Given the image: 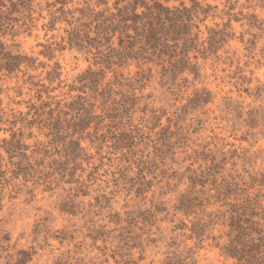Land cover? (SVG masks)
I'll use <instances>...</instances> for the list:
<instances>
[{
	"label": "rangeland",
	"instance_id": "1",
	"mask_svg": "<svg viewBox=\"0 0 264 264\" xmlns=\"http://www.w3.org/2000/svg\"><path fill=\"white\" fill-rule=\"evenodd\" d=\"M24 1L1 37L29 60L0 71V264H240L233 220L264 235V0H182L176 69L103 62L118 36L94 43L87 10L117 0ZM79 98L101 118L83 130Z\"/></svg>",
	"mask_w": 264,
	"mask_h": 264
},
{
	"label": "trees",
	"instance_id": "2",
	"mask_svg": "<svg viewBox=\"0 0 264 264\" xmlns=\"http://www.w3.org/2000/svg\"><path fill=\"white\" fill-rule=\"evenodd\" d=\"M168 1L149 0L151 2L149 4L147 0H132V2L121 5L124 1L117 0L113 4L115 12H110L108 9L94 12V10L88 9L90 24L94 23L96 35L92 38L94 43H100L102 40L109 42L114 35L118 36L120 52L110 49V52L104 55L103 62L108 63L113 57L120 60V57L126 58L132 54L138 55L139 52L147 53L148 50H151L152 55L158 57L162 62L165 56L169 59L174 58L175 62L171 63L173 69L178 68L179 65L189 66L186 53L191 48L197 47L196 37L191 33V28L188 25L192 10L187 9L182 0H175L179 2V7L171 8L166 5ZM191 1L195 7L194 12L200 9L196 0ZM98 3L107 6L108 1L98 0ZM207 7L210 8V6ZM20 8L30 12L29 4L24 0H0V71L6 73L18 71L19 67L29 60L25 55L13 54L8 51L1 38L12 26L10 22L16 21L13 15L20 13ZM137 8H142L144 11L137 13ZM210 33L208 40L210 49L214 48L215 44L224 41L223 31L211 30ZM74 35L73 38L77 40L79 35L75 33ZM169 42H172L173 45H170ZM86 75L97 76L98 74L88 70ZM91 82L94 83L93 80ZM85 105V100L79 98L78 102L69 106L71 111H77V114L83 115L82 119H77L81 123L80 130L89 126L93 120H96L97 123L101 120L100 117L92 116ZM14 137L12 136L11 139L13 140ZM9 145L13 147L12 142H9ZM75 145L78 146L77 143ZM254 229L255 233L260 232V229ZM232 232L235 236L224 248L225 253L236 257L240 264H264V235H260L258 238L250 237L251 233L247 228H243L239 221L234 220Z\"/></svg>",
	"mask_w": 264,
	"mask_h": 264
}]
</instances>
